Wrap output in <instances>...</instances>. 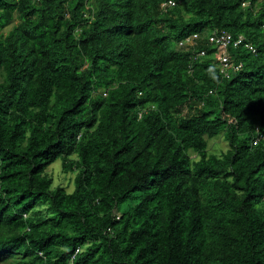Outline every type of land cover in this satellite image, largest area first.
I'll return each mask as SVG.
<instances>
[{"label": "trees", "instance_id": "obj_1", "mask_svg": "<svg viewBox=\"0 0 264 264\" xmlns=\"http://www.w3.org/2000/svg\"><path fill=\"white\" fill-rule=\"evenodd\" d=\"M263 26L264 0H0V264H264ZM223 31L257 50L230 78Z\"/></svg>", "mask_w": 264, "mask_h": 264}, {"label": "built area", "instance_id": "obj_2", "mask_svg": "<svg viewBox=\"0 0 264 264\" xmlns=\"http://www.w3.org/2000/svg\"><path fill=\"white\" fill-rule=\"evenodd\" d=\"M200 38L199 35H195L193 37L187 38L184 41L179 43L180 47L188 46L190 44H195L196 40ZM245 38L243 36L236 37L231 33L228 32H221L215 33L214 35L210 36V44L215 47H218L222 54L219 57V64L221 66L220 70L224 77L230 78L231 72H237L242 68L241 64H237L235 58L231 56L228 52L230 48H238L244 44ZM246 47L253 49L251 45L246 44ZM202 54H205L203 51ZM256 144V142H255Z\"/></svg>", "mask_w": 264, "mask_h": 264}, {"label": "rangeland", "instance_id": "obj_3", "mask_svg": "<svg viewBox=\"0 0 264 264\" xmlns=\"http://www.w3.org/2000/svg\"><path fill=\"white\" fill-rule=\"evenodd\" d=\"M12 28V26L5 29L6 33ZM229 148V143L224 139L223 136L216 138V140L210 141V152L216 155H221L226 152ZM194 159L199 157L196 154H192ZM48 173L53 177L54 187L63 186L66 190L71 193L74 191V178L75 175L72 173H66L63 169L61 161H56L53 165L48 168ZM127 206L125 205L123 209Z\"/></svg>", "mask_w": 264, "mask_h": 264}, {"label": "clouds", "instance_id": "obj_4", "mask_svg": "<svg viewBox=\"0 0 264 264\" xmlns=\"http://www.w3.org/2000/svg\"><path fill=\"white\" fill-rule=\"evenodd\" d=\"M173 5H174L173 2L163 3V4H162V8L165 9L167 6L172 7ZM249 6H250V3H244V4H243V7H244V8H247V7H249ZM263 27H264V26H263ZM223 32H224V31H223ZM225 32H228V31H225ZM228 33H230V32H228ZM231 34H232V33H231ZM197 35H200V34H197ZM203 35H204V34H203ZM233 35H234V34H233ZM194 36H195V35H194ZM205 36H206V35H204V37H205ZM234 36H236V37L243 36V37L245 38L244 44L241 45V46L238 47V48H230V49L228 50V52H229L231 49H233V50H237V49L242 48L243 50L250 51V52H252L253 54H256V53H257V50H256L255 46H254L250 41H248L247 38H246L244 35H234ZM208 44H210V43H208ZM246 44L251 45L252 48L255 49V52H254L253 49H250V48L246 47V46H245ZM219 53H220V54H219V56H220V55L222 54V51H219ZM231 56H232V55H231ZM233 58H234V57H233ZM235 61H236V59H235ZM236 63L242 65V68H241L239 71H237V72H240V71L243 69L244 63H243V62H238V61H236ZM233 73H235V72H233Z\"/></svg>", "mask_w": 264, "mask_h": 264}]
</instances>
